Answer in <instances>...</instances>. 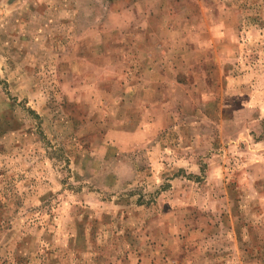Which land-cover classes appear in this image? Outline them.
Listing matches in <instances>:
<instances>
[{
    "label": "rangeland",
    "instance_id": "374dc122",
    "mask_svg": "<svg viewBox=\"0 0 264 264\" xmlns=\"http://www.w3.org/2000/svg\"><path fill=\"white\" fill-rule=\"evenodd\" d=\"M0 264H264V0H0Z\"/></svg>",
    "mask_w": 264,
    "mask_h": 264
}]
</instances>
